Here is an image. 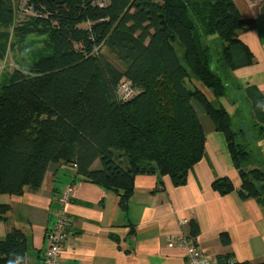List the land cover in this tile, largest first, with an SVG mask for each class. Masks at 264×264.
<instances>
[{"label": "trees", "instance_id": "16d2710c", "mask_svg": "<svg viewBox=\"0 0 264 264\" xmlns=\"http://www.w3.org/2000/svg\"><path fill=\"white\" fill-rule=\"evenodd\" d=\"M102 2L19 0L34 13L20 33L49 35L52 53L0 85V194L40 189L52 166H72L77 177L115 193L126 212L138 175L168 176L176 187L187 183L204 157L206 115L227 138L242 179L240 198L264 206V171L247 168L251 152L236 141L245 132L235 130L229 112L215 104L227 94L229 73L254 62L240 40L254 22L241 18L234 0ZM11 23L12 9L0 0V28ZM213 36L221 41L216 60L208 42ZM123 79L138 91L127 102L117 95ZM249 93L264 125V96L255 88ZM212 188L221 195L235 191L228 178ZM10 211L0 204V219L7 221ZM189 226L196 244L199 226ZM135 232L132 227L130 235ZM221 241L228 245V235L221 234ZM27 250L25 233L12 229L0 240V264H26Z\"/></svg>", "mask_w": 264, "mask_h": 264}, {"label": "crops", "instance_id": "0c3cea01", "mask_svg": "<svg viewBox=\"0 0 264 264\" xmlns=\"http://www.w3.org/2000/svg\"><path fill=\"white\" fill-rule=\"evenodd\" d=\"M234 4L242 19L254 22L240 35L254 62L229 73L227 94L215 104L231 116L238 103L250 109L256 133L251 142L245 134L242 139L252 155L247 168L264 171V125L253 111L249 93L255 88L264 96V0H234ZM201 122L206 135L204 157L190 170L184 186L176 187L170 177L157 173L138 175L124 212L115 193L77 177L72 166L54 165L40 189L27 188L20 196L0 194V204L11 207L7 221L0 219V240L12 229L21 230L28 240L26 264H43L48 234L61 211L59 198L73 186L65 207L69 241L60 264H186L185 251L170 246L168 236L189 235L192 221L199 226L196 245L204 253L227 257L229 262H264V206L256 199L240 198L242 179L226 136L208 116L202 115ZM223 178L232 182L234 192L221 195L213 190V182ZM183 221L187 224L180 226ZM132 227L136 232L130 235ZM224 233L228 245L221 241Z\"/></svg>", "mask_w": 264, "mask_h": 264}, {"label": "rangeland", "instance_id": "374dc122", "mask_svg": "<svg viewBox=\"0 0 264 264\" xmlns=\"http://www.w3.org/2000/svg\"><path fill=\"white\" fill-rule=\"evenodd\" d=\"M3 1H6L10 9H12V23L8 27L0 28V43L4 45V47L2 46V48H0L1 54H3V58H0V85L3 84V82H5V80L16 70H30L33 64L36 61H39L41 57H45L52 53L49 46V35L40 36L37 33L24 35L20 33V29L30 22V15L34 14L32 13V10L22 4L20 5L19 0ZM208 42L212 48L215 60L218 59L221 50V41L216 36H213ZM177 49L180 55H182V48L177 46ZM102 53L114 66L121 70L124 69V65L115 55L109 52L108 49L103 48ZM219 72L222 74L223 69L219 70ZM226 81L228 82V77ZM195 83L206 93L208 98L213 101L214 98L212 93L205 89L199 82L195 81ZM231 113L235 124V130H238L241 126L245 132L247 142L254 140L256 133L254 126L255 120L252 117L250 109L241 102L238 103L236 111L234 112L232 109ZM240 118H242V124L238 126ZM243 137L244 136L242 135H237L236 141L243 143ZM99 166L100 164L98 162L97 167Z\"/></svg>", "mask_w": 264, "mask_h": 264}, {"label": "built area", "instance_id": "2783aa9c", "mask_svg": "<svg viewBox=\"0 0 264 264\" xmlns=\"http://www.w3.org/2000/svg\"><path fill=\"white\" fill-rule=\"evenodd\" d=\"M108 0H103L100 6H105ZM97 49H95V52ZM138 94L132 83L128 80H121L117 88V95L121 101L127 102ZM73 186H68L59 198L60 213L53 229L48 234V248L44 255L43 264H60L62 252L68 246L70 225L65 207L71 202ZM186 221L180 226L186 225ZM168 244L185 251L186 264H221L216 257L204 253L185 233L172 234L168 236Z\"/></svg>", "mask_w": 264, "mask_h": 264}, {"label": "water", "instance_id": "95a60500", "mask_svg": "<svg viewBox=\"0 0 264 264\" xmlns=\"http://www.w3.org/2000/svg\"><path fill=\"white\" fill-rule=\"evenodd\" d=\"M222 264H224V262H222Z\"/></svg>", "mask_w": 264, "mask_h": 264}]
</instances>
